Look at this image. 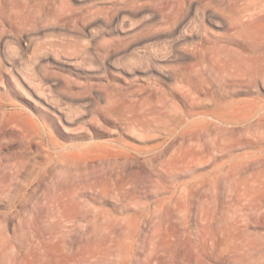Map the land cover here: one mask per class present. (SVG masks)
<instances>
[{"label":"rangeland","instance_id":"rangeland-1","mask_svg":"<svg viewBox=\"0 0 264 264\" xmlns=\"http://www.w3.org/2000/svg\"><path fill=\"white\" fill-rule=\"evenodd\" d=\"M0 264H264V0H0Z\"/></svg>","mask_w":264,"mask_h":264}]
</instances>
